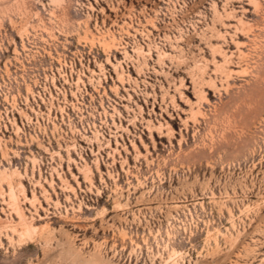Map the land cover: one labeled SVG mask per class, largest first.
<instances>
[{"label": "rangeland", "instance_id": "rangeland-1", "mask_svg": "<svg viewBox=\"0 0 264 264\" xmlns=\"http://www.w3.org/2000/svg\"><path fill=\"white\" fill-rule=\"evenodd\" d=\"M0 264H264V0H0Z\"/></svg>", "mask_w": 264, "mask_h": 264}, {"label": "bare ground", "instance_id": "bare-ground-1", "mask_svg": "<svg viewBox=\"0 0 264 264\" xmlns=\"http://www.w3.org/2000/svg\"><path fill=\"white\" fill-rule=\"evenodd\" d=\"M10 196H11V198H12L13 201H14V196H15L14 193H11ZM16 202H17V201H16ZM14 204H15V203H14ZM13 206H14V205H13ZM15 207H16V205H15ZM15 207H14V208H15ZM15 210H16L18 213H20V207H16ZM12 229H13L14 231L17 232V228H16V226H13ZM7 235H9V233H8ZM10 238L13 239V237H10Z\"/></svg>", "mask_w": 264, "mask_h": 264}]
</instances>
